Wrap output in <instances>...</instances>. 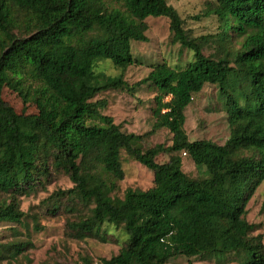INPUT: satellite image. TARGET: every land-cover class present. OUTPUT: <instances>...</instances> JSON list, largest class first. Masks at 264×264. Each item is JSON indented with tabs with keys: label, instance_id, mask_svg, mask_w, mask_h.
I'll list each match as a JSON object with an SVG mask.
<instances>
[{
	"label": "trees",
	"instance_id": "16d2710c",
	"mask_svg": "<svg viewBox=\"0 0 264 264\" xmlns=\"http://www.w3.org/2000/svg\"><path fill=\"white\" fill-rule=\"evenodd\" d=\"M203 15L215 18L216 32L197 38L167 0H0V222L19 223V198L61 171L72 186L51 196L87 209L67 222L73 237L105 241L110 227L121 229L117 253L96 264H170L176 256L192 264L239 252L246 255L240 264H264V243L246 219L247 203L264 182V0H210ZM148 17L166 18L171 43L191 50L192 59L178 67L156 63L130 84L124 72L136 61L131 41H147ZM208 38L212 56L202 47ZM105 60L119 73L95 71ZM23 70L50 92L37 113H17L2 98ZM144 84L156 88L148 132L122 130L100 111L105 102L93 100ZM206 84L217 88L228 121L245 116L221 144L190 140L184 129L186 107ZM160 129L170 133V144L143 148ZM121 152L152 171L151 187L110 195L114 184L107 187L102 173L124 178ZM160 154L168 158L157 161ZM182 157L202 174L189 176ZM81 263L92 260L83 256Z\"/></svg>",
	"mask_w": 264,
	"mask_h": 264
},
{
	"label": "rangeland",
	"instance_id": "374dc122",
	"mask_svg": "<svg viewBox=\"0 0 264 264\" xmlns=\"http://www.w3.org/2000/svg\"><path fill=\"white\" fill-rule=\"evenodd\" d=\"M176 8L184 20L185 28L194 37H207L216 32V21L212 16H204L206 4L210 0H167ZM197 16H200L197 18ZM145 32L147 41H131V53L135 64L124 72V79L134 83L151 70L156 63L166 62L178 67L192 59V52L179 42L171 43L169 22L164 17H148ZM237 47L238 44L233 42ZM204 53L212 56L214 45L209 38L202 43ZM95 71L107 75H116V69L110 60L100 61ZM14 80H21L16 88L5 86L2 98L9 102L17 113H37L38 108L50 97V92L36 80L25 74V70L12 75ZM156 88L142 85L133 93L121 90H107L98 94L93 100L101 99L105 106L100 111L113 118L122 130L136 134L148 132L153 118L151 108ZM24 98H26L24 102ZM237 113L228 121L224 101L219 97L217 88L206 84L193 96L192 102L185 110L184 129L190 140L209 139L223 143L232 124L244 119ZM145 144H170V133L160 129L145 138ZM5 149V140L0 139V154ZM167 154H160L156 160L167 159ZM124 178L115 181L107 173H102L106 186L114 184L110 195L122 196L126 188L145 190L153 184V173L145 166L121 152ZM182 169L191 177L201 175L187 157H182ZM72 186L67 175L53 171L43 186L19 198L20 209L25 213L19 223L0 222V264H82V257L87 256L96 264L100 258L116 254L123 237L120 228L110 227L105 241L86 237L77 239L67 227V222L77 220L85 215L86 207L69 198L51 196L57 190H66ZM264 182L261 183L247 203L246 219L255 224L252 235L260 234L264 243ZM56 203L53 210L52 203ZM244 252L237 254H212L200 259H191L192 264H240L245 261ZM184 256H176L170 264H188Z\"/></svg>",
	"mask_w": 264,
	"mask_h": 264
}]
</instances>
